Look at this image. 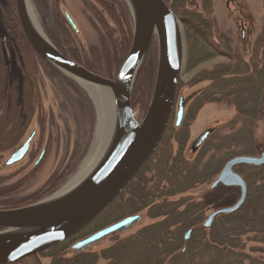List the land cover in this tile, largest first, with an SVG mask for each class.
I'll return each instance as SVG.
<instances>
[{"label":"rangeland","instance_id":"1","mask_svg":"<svg viewBox=\"0 0 264 264\" xmlns=\"http://www.w3.org/2000/svg\"><path fill=\"white\" fill-rule=\"evenodd\" d=\"M163 1L182 33L184 62L177 98L185 102L183 120L175 126V105L159 147L136 175L134 184L71 238L58 259L112 252L118 242L162 221L150 217L158 206L171 204L177 213H187L180 219L187 224L181 237L187 230L190 236L183 239L180 250L166 260L167 264H264V162L257 166L237 164L231 169L244 182V200L232 213L217 215L211 227H203L212 213L232 208L240 199L237 186L220 184L211 189L226 163L239 157L264 156V0ZM28 2L47 43L89 72L115 79L134 34L129 4L124 0ZM17 34L27 44L32 57L28 59L33 61L23 66L24 70L20 63L14 68L12 62L26 46L15 39ZM157 66L154 37L130 88V105L138 123L150 104ZM215 70L213 82L208 81ZM2 73L13 86L9 100L14 109L7 112V128H0V142L5 140L0 151V210L28 208L54 194L77 171L93 145L98 114L74 78L39 58L29 46L14 0H0ZM17 105L22 109L20 122L14 113ZM206 131L211 134L192 151L193 143ZM32 133L25 157L6 166L8 158ZM40 153L43 157L36 164ZM135 215L140 221L125 232L107 236L78 253L71 250L76 242ZM4 231L0 229V235ZM48 251L14 264H51L54 259ZM107 263L99 258L96 264Z\"/></svg>","mask_w":264,"mask_h":264},{"label":"water","instance_id":"2","mask_svg":"<svg viewBox=\"0 0 264 264\" xmlns=\"http://www.w3.org/2000/svg\"><path fill=\"white\" fill-rule=\"evenodd\" d=\"M14 1L23 36L39 58L78 81L107 88L113 92L122 118L124 134L113 149L111 158L70 196L48 206L35 205L22 209L0 210V229L43 232L25 238L0 237V264H14L39 255L79 234L125 190L152 157L165 135L175 105L176 127L183 118V100L177 98L184 56L180 25L163 0H134L138 13L136 14V11L134 13L130 8L134 18L132 43L113 81L89 72L60 54L44 38H39L28 25L24 0ZM65 18L75 30L70 17L65 15ZM154 37L158 44L155 85L146 115L142 122L138 123L130 105V88L140 60ZM209 134V131L201 134L193 143L192 151H195ZM33 136L34 133L8 158L6 166L16 164L25 157ZM39 161L40 156L36 164ZM263 162L264 156L261 159L239 157L226 163L213 186L218 183L224 186H237L241 191L240 199L232 208L212 213L203 227H209L217 215L232 213L244 200V182L231 169L237 164L257 166ZM139 221L140 217L137 215L127 217L76 242L71 250L78 253L107 236L125 232ZM188 235L189 232L185 234V240Z\"/></svg>","mask_w":264,"mask_h":264},{"label":"trees","instance_id":"3","mask_svg":"<svg viewBox=\"0 0 264 264\" xmlns=\"http://www.w3.org/2000/svg\"><path fill=\"white\" fill-rule=\"evenodd\" d=\"M9 11H10L9 12L10 16L12 18L13 12H11L12 11L11 8H9ZM15 39L21 45L25 44L26 46L24 45L25 48H23L22 46L23 50L15 54L17 55V57H14L12 62H13L14 68L16 64L18 66V64L20 63L22 66V69L24 70L23 66L25 67L26 65H28V63H31V64L33 63V61L28 59V58H32L30 55L31 52L28 48H26L27 44L25 43L22 36H20V34L19 35L17 34V37L15 36ZM16 48H17V51H18V48L20 51L19 45ZM18 58H21V60H17ZM88 70L91 71L90 69ZM31 71L33 72V69H31ZM216 73H217V70L211 72L210 78L208 79V81L213 82L214 80L213 77L215 76ZM4 74L6 73L4 72ZM4 74L2 73L0 75V112L4 111V115L0 116V128H3V129L7 128L9 124L7 120V115H8L7 112H10L11 110L14 109L12 107V100H9V97L12 96L13 86L10 85L11 81H10V84L8 83L7 75L4 76ZM219 74H222L223 76L224 72L221 73L219 71ZM228 74L232 75L231 73H226V75ZM17 106L18 108L17 109L15 108L14 113H16L17 117H19V120H17V122H20L21 113L19 111L22 109L20 108L21 107L20 105H17ZM1 136L2 135L0 134V137ZM2 141L5 142L4 139H2ZM2 141L0 142V151L2 149V146L5 144ZM137 176L133 179V181H131L130 185L127 188H130V186L134 184V181L136 180ZM179 176L180 175H177V177ZM156 209H157V213L155 215H151L152 217L150 218L152 219L163 218L162 221L152 224L140 230L134 236L118 242L117 243L118 245L116 246L117 248L111 250L112 252L110 251L102 252L98 256L95 254H89V253L77 254L72 259H67V260L58 259V253H60L61 250H63L64 248L68 246L69 241L71 240L70 239L62 243L61 245H58L50 249L47 252L48 254H50V257L54 259L51 264H96L99 258H102L103 260H107L108 262L107 264H167L166 260L169 259L170 256L175 254L181 248V244L183 242L181 233L183 232V229L186 227L187 224L184 225L186 221L180 222V219L181 217L186 216L185 215L186 212L177 213L176 206L171 205V204H162L158 206ZM187 223L189 225L191 224V222H187ZM177 225H180V226L182 225V227L178 229H174L172 231L170 230ZM120 248L122 249L119 250Z\"/></svg>","mask_w":264,"mask_h":264},{"label":"bare ground","instance_id":"4","mask_svg":"<svg viewBox=\"0 0 264 264\" xmlns=\"http://www.w3.org/2000/svg\"><path fill=\"white\" fill-rule=\"evenodd\" d=\"M129 7L138 13V8L134 0H124ZM24 11L28 19L30 29L41 37L34 12L28 2L24 0ZM133 12V11H132ZM75 26V25H74ZM181 30V28H180ZM182 37V33H181ZM183 54V40H182ZM184 62V56H182ZM183 66V65H182ZM66 74V73H65ZM87 92L97 111V126L94 135L93 145L86 158L81 162L77 171L66 181V183L54 194L41 201L37 207L48 206L65 199L88 180H90L99 169L111 158L114 148L120 140L123 133V122L118 109L116 98L110 89L87 84L75 79ZM43 233L41 230H6L0 235L4 238H25Z\"/></svg>","mask_w":264,"mask_h":264},{"label":"flooded vegetation","instance_id":"5","mask_svg":"<svg viewBox=\"0 0 264 264\" xmlns=\"http://www.w3.org/2000/svg\"><path fill=\"white\" fill-rule=\"evenodd\" d=\"M65 19H66V18H65ZM66 21H67V20H66ZM67 23H68V22H67ZM68 24H69V23H68ZM69 26H70V25H69ZM70 27H71V26H70ZM75 30H76V29H75ZM184 107H185V102L183 101V113H184ZM183 115H184V114H183ZM182 120H183V118H182ZM182 120H181V122H182ZM209 132H210V134H211V131H209ZM210 134H209V135H210ZM209 135H208V136H209ZM206 139H207V138H206ZM200 146H201V145H200ZM200 146H199V147H200ZM29 147H30V146H29ZM158 147H159V145H158ZM158 147H157V148H158ZM199 147H198V148H199ZM157 148H156V150H157ZM198 148H197V149H198ZM156 150H155V151H156ZM154 153H155V152H154ZM152 156H153V155H152ZM42 157H43V153H40V160L42 159ZM145 165H146V164H145ZM145 165H144V166H145ZM143 168H144V167H143ZM143 168H142V169H143ZM142 169H141V170H142ZM141 170H140V171H141ZM140 171H139V172H140ZM139 172H138V173H139ZM138 173H137V174H138ZM215 181H216V180H215ZM215 181L211 184V189H214V188H216L217 185H220V184L218 183V184H216L215 186H213V184L215 183ZM126 188H127V187H126ZM126 188H125V189H126ZM214 218H215V217H214ZM214 218H213V220H212V222H211V224H210L209 227L212 226V223H213L214 220H215ZM209 227H208V228H209ZM82 231H83V230H82ZM80 233H81V232H80Z\"/></svg>","mask_w":264,"mask_h":264}]
</instances>
